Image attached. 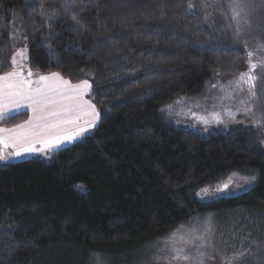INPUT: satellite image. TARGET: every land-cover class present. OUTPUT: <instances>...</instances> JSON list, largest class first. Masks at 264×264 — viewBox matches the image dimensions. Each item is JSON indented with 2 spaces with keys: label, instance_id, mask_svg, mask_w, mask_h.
Returning <instances> with one entry per match:
<instances>
[{
  "label": "trees",
  "instance_id": "16d2710c",
  "mask_svg": "<svg viewBox=\"0 0 264 264\" xmlns=\"http://www.w3.org/2000/svg\"><path fill=\"white\" fill-rule=\"evenodd\" d=\"M227 5L0 0V75L24 47L31 71L88 81L101 117L91 135L47 160L0 162V264H182L161 258L172 254L165 238L175 233V246L193 255L183 241L207 222L215 245L203 249L207 264L236 252L247 254L233 264H264V136L199 132L162 111L234 74L248 51L264 57V23L250 28L241 18L238 34ZM27 119L19 112L0 126ZM253 175L251 184L241 179ZM228 180L234 192L206 198Z\"/></svg>",
  "mask_w": 264,
  "mask_h": 264
},
{
  "label": "snow or ice",
  "instance_id": "6c2138e0",
  "mask_svg": "<svg viewBox=\"0 0 264 264\" xmlns=\"http://www.w3.org/2000/svg\"><path fill=\"white\" fill-rule=\"evenodd\" d=\"M227 6L231 13V19L236 22L237 33L239 34L242 30L241 18H244L245 24L248 23L249 0H228ZM257 47L264 49V44H258ZM20 55L23 56V52ZM247 57L248 71L239 74L236 84L237 87L242 84L247 85L248 100L241 101V103L246 105L243 111L252 114L254 111L252 104L257 99L256 81L258 77L255 72L258 68L264 67V57L257 59L256 51H248ZM12 62L13 64L17 63L15 57H13ZM31 75L29 70L28 76ZM0 82H2L0 83V117L5 114L3 110L5 107L19 108L23 100L31 102L34 113L33 118L24 124L17 125L12 129H0V132L8 133L7 137H0V145H3L4 149L9 146L14 149V152L8 155L0 151V160H7L11 155L21 156L25 153L51 151L65 141H72L83 136L89 129L95 127L101 118L96 106L83 98L84 89L89 87L88 81H83L78 85H70L68 81L60 79L58 73H52L51 76H40L39 82L43 83L38 82V86L33 88L32 81L25 80L22 71L19 68H14L13 71L0 75ZM179 102L178 100L175 103ZM171 107V104L166 105L167 109H171ZM9 114L11 113L9 112ZM84 116L91 118L85 121L86 126H81L80 121ZM261 121H264V112L260 114L257 123ZM37 144L41 147H36ZM241 179L246 184H251L256 180V176L241 177ZM77 187L82 186L77 185ZM227 187L228 185H224V188ZM212 231L211 222H207L202 233L199 235L190 234L183 241L186 246H191L196 250L195 256H192L186 247H176L173 239L175 233L170 234L165 238V244L167 245V241L173 240L172 254L170 256L162 255L161 258L183 260L186 264L187 262L205 264L206 252L203 249L215 247L209 239ZM12 246H15V241L12 242ZM246 254V252H236L232 257L224 258V264L239 262ZM208 258L211 259L212 257ZM96 260L98 264H102L100 257H96Z\"/></svg>",
  "mask_w": 264,
  "mask_h": 264
},
{
  "label": "rangeland",
  "instance_id": "374dc122",
  "mask_svg": "<svg viewBox=\"0 0 264 264\" xmlns=\"http://www.w3.org/2000/svg\"><path fill=\"white\" fill-rule=\"evenodd\" d=\"M263 18L264 8H248L247 20L250 28L263 25ZM21 52H23V56L20 55ZM14 56L17 61L16 66L23 67L27 64V51L24 47L18 48ZM256 58L259 59L260 57ZM247 71L248 60L241 62L234 74L215 79L214 82L208 85L206 89L197 96L180 99L179 103L171 104V109L164 108L165 115L177 125H183L199 132L208 130L230 131L242 127L250 131H257L260 135L262 134L264 136V121L257 123L260 114L264 112V67L258 68L255 72V75L258 77L256 81L257 99L252 104L254 108L252 114L245 113L243 109L246 105L241 103V101L248 100L247 85L242 84L240 87H237L236 84V79L239 74ZM213 85H215V87H213ZM229 112H231V115H229ZM205 121H207V123H205ZM96 127L97 124L95 127L89 129L83 136L74 139L69 145L62 146L64 145V143H62L55 149L57 150L59 147L64 148L74 145L83 140L87 135H91ZM47 151L48 150L37 155H30L28 153L21 156L11 155L9 159L10 161H21L32 157H41V159L47 160L50 156V154L44 155ZM12 152H14V150L8 151L7 155ZM224 185H228V187L224 188ZM224 185L206 192V198L226 195L228 192H234L236 190V182L233 183L231 180H228ZM192 253V256L196 255V251L193 250ZM208 261L209 258L206 253V264ZM213 261L212 264H219V260Z\"/></svg>",
  "mask_w": 264,
  "mask_h": 264
},
{
  "label": "crops",
  "instance_id": "0c3cea01",
  "mask_svg": "<svg viewBox=\"0 0 264 264\" xmlns=\"http://www.w3.org/2000/svg\"><path fill=\"white\" fill-rule=\"evenodd\" d=\"M14 57H15V56H14ZM14 68H19V69L22 71V74H23V77H24L25 80H31V81H32V87H33V88H35V87L38 86L39 77H40V76H43V75H40V74H38V73H36V72L31 71V70L28 68L27 65H25V66H23V67H18V66H16V64H14ZM13 70H14V69H13ZM29 70H30L31 73H32V75H31L30 77L28 76V72H29ZM51 74H52V73H51ZM51 74H48V75H45V76H51ZM59 77H60V79H62V80H64V81H68V80L64 79L63 77H61L60 75H59ZM68 82H69L70 85H78V84H81V82H80V83H72V82H70V81H68ZM0 83H2V82H0ZM39 83H43V82H39ZM88 84H89V87H88L87 89H84V94H83V98H84V100H86V101H89V100L87 99V96H88V94H89L90 91H91L90 83L88 82ZM3 110H4V113H5V114H4L2 117H0V119L5 118V117H8V116L13 115V114H16V113H19V112H27V113H28V119H27L26 121H29L30 119L33 118V115H34V113H33V107H32V105H31V102L28 101V100H23V101H21V104H20V107H19V108L11 109L10 107H5ZM96 110H97V109H96ZM9 112H10L11 114H9ZM97 112H98V110H97ZM90 118H91L90 116H84V117H82V118H81V121H80L81 126H86V125H85V121H86V120H89ZM26 121H25V122H26ZM25 122H23V123H21V124H24ZM98 122H99V120H98L97 123H96L97 125H98ZM21 124H19V125H21ZM15 127H16V126L11 127V128H5V127L0 126V129H12V128H15ZM7 136H8V133H7V132H0V137H7ZM71 142H73V140H72V141H65V142H63L64 145H62V146L69 145ZM36 146L41 147V145H39V144H37ZM59 149H61V147H59ZM10 150L13 151L14 149L11 148V146H9L7 149H4V148H3V145H0V151H3L5 155H7V152L10 151ZM55 150H56V149H55ZM55 150H52V151H50V152L47 151L46 154H44V155L51 154V152H53V151H55ZM57 150H58V149H57ZM28 154H30V155H37V154H42V152H32V153H28ZM24 155H26V153H25ZM9 158H10V156H9ZM9 158H8L7 160H0V162H4V163H7V162H16V161H14V160L10 161ZM28 158H29V157H28ZM32 158H34V157H32ZM38 158H41V157H38ZM29 159H30V158H29ZM16 160H18V159H16Z\"/></svg>",
  "mask_w": 264,
  "mask_h": 264
}]
</instances>
